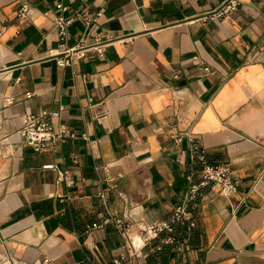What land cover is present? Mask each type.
<instances>
[{
  "label": "crops",
  "instance_id": "1",
  "mask_svg": "<svg viewBox=\"0 0 264 264\" xmlns=\"http://www.w3.org/2000/svg\"><path fill=\"white\" fill-rule=\"evenodd\" d=\"M223 1L0 0V264H111L126 239L114 215H133L138 243L183 200L190 138L230 164L238 190L202 188L195 225L134 264H264V0L213 18ZM77 8L103 12L71 24L66 46L86 49L60 65L53 18ZM44 108L75 137L38 152L18 130Z\"/></svg>",
  "mask_w": 264,
  "mask_h": 264
},
{
  "label": "built area",
  "instance_id": "2",
  "mask_svg": "<svg viewBox=\"0 0 264 264\" xmlns=\"http://www.w3.org/2000/svg\"><path fill=\"white\" fill-rule=\"evenodd\" d=\"M239 2L240 0H224L212 13V17L221 18L225 16L234 11L238 7ZM62 9L66 10L67 6L62 5ZM102 12L103 10L99 11L95 16H89L86 11L77 8L71 16L63 14L55 15L53 22L58 29L60 45L66 46L70 26L76 18H81L85 24V28H87L92 22L98 20ZM18 15L29 20H33L34 18L30 11V6L27 3L21 5ZM1 33L2 31H0V35ZM95 47H99V51L103 50L102 45ZM85 49L83 45L66 46L63 52L57 55V62L60 65H68L73 55H84ZM27 96H31V92H28ZM59 114L60 111L58 110L44 108L39 113L27 115L18 130L23 138L24 144L32 147L35 151L44 152L48 151L50 145L56 140L63 142L69 137H75L74 134H69L64 127L59 126L58 129H54L52 118L59 116ZM170 137L176 146H180L184 138V133L174 131ZM190 140V163L193 168L186 175L188 187L183 200L173 209L167 218L156 219L144 224L139 232L140 237L138 243L132 236L136 231L134 230L135 221L133 215L130 212L123 215H114L112 220L118 230L125 235L126 239L120 245L121 252L112 259L111 264H134L135 259L141 255L142 250L151 244L153 240L159 238L162 243L175 242L177 239L172 235V232L175 230L176 225L187 224L189 227H193L195 222L192 216V209L197 205L196 199L202 188L208 187L214 193L224 196H230L238 190L240 180L233 176L230 164L227 162H209L206 149L202 143L192 138ZM43 168L54 169L57 172L58 181L71 183L67 168H59L53 163L46 164ZM195 172L199 175L197 181H194Z\"/></svg>",
  "mask_w": 264,
  "mask_h": 264
}]
</instances>
